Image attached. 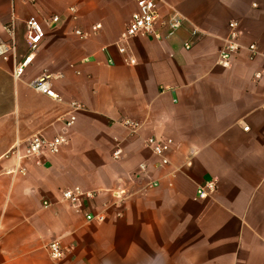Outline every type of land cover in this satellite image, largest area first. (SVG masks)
I'll return each mask as SVG.
<instances>
[{"label": "crops", "instance_id": "1", "mask_svg": "<svg viewBox=\"0 0 264 264\" xmlns=\"http://www.w3.org/2000/svg\"><path fill=\"white\" fill-rule=\"evenodd\" d=\"M157 8L163 37L132 39L128 66L114 44L134 0H0V40L13 20L17 59L25 22L33 17L44 30L22 81L12 79V61L0 63V264H264V88L251 81L264 66V0H161ZM172 12L184 22L166 38ZM52 16L59 22L48 27ZM232 22L240 49L222 68ZM251 45L260 53L253 60ZM43 72L59 100L29 87ZM36 134L67 144L40 164L8 155ZM152 137L173 141L167 165L145 146ZM206 183L214 191L200 199ZM73 187L92 194L83 213H102L103 223L60 201ZM53 241L59 261L44 250Z\"/></svg>", "mask_w": 264, "mask_h": 264}, {"label": "built area", "instance_id": "2", "mask_svg": "<svg viewBox=\"0 0 264 264\" xmlns=\"http://www.w3.org/2000/svg\"><path fill=\"white\" fill-rule=\"evenodd\" d=\"M33 1V0H32ZM161 0H134L135 11L130 17V20L124 27L123 31L119 35V38L115 42L114 46L117 49L118 54L123 58L126 65L132 66L136 64L134 57L129 53L127 46L129 42L137 37L153 36L155 39H162L161 33L156 30L159 20L158 5ZM69 13L75 19V9L70 8ZM59 22V17L52 16L44 21V24L48 27L55 25ZM184 18L178 13L172 12L169 15L167 21V37H171L182 25ZM228 34L223 40V45L218 53L217 65L222 68H228L232 57L240 49L239 45V32L237 30V23H229ZM3 30L7 36L6 40H0V63L12 61V72L11 77L14 81H22L24 75L33 64L37 53L39 52L40 46L44 38V30L41 23L35 18L31 17L25 22V54L17 59L16 55V41H15V30L14 23L11 20L7 25L3 27ZM100 30V25H94L91 27V33L96 34ZM74 35L85 40L89 36L81 30H74ZM190 44L185 45V49L189 50ZM249 58L260 56L254 45L247 48ZM54 76L43 72L36 76L29 82L31 87L37 93L43 94L49 98L59 100V97L53 92L51 88V82ZM251 81L262 88H264V66L254 71L252 74ZM71 107L74 111H79L80 106L76 103H72ZM75 122V116L70 114L67 118L62 120L64 128H70ZM124 126L134 130L137 124L124 121ZM248 128H244L247 131ZM67 144V139L63 135H58L52 139L45 138L42 134H36L31 137L23 147L15 145L8 153L17 159L22 160H33L36 164H40V157L45 154H56L60 148ZM145 146L151 151V153L159 159L161 165H167L168 159L167 154L173 148V141L170 139H156L155 137L148 138L145 141ZM122 150L116 146L112 152V158L118 160L121 157ZM18 173L21 175L25 174L24 168H19ZM150 187H156L157 183H152ZM215 185L213 183H206L197 190V195L200 199L207 198L208 195L213 193ZM116 198L121 200L120 195L114 194ZM92 194L83 192L79 187H73L60 192V201L68 205V207L76 214H81L87 223L101 224L105 220V216L102 213H83L82 201L86 198H91ZM43 207H49L48 203H43ZM48 257L53 261H59L62 256V248L57 241H53L44 247Z\"/></svg>", "mask_w": 264, "mask_h": 264}]
</instances>
